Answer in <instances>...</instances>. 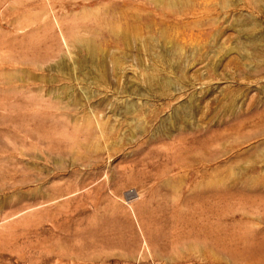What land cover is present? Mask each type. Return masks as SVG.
I'll use <instances>...</instances> for the list:
<instances>
[{
  "label": "rangeland",
  "instance_id": "rangeland-1",
  "mask_svg": "<svg viewBox=\"0 0 264 264\" xmlns=\"http://www.w3.org/2000/svg\"><path fill=\"white\" fill-rule=\"evenodd\" d=\"M0 264H264V0H0Z\"/></svg>",
  "mask_w": 264,
  "mask_h": 264
}]
</instances>
